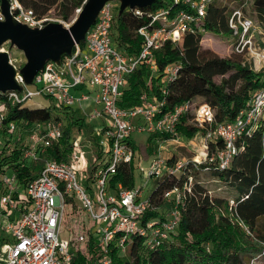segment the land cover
I'll return each mask as SVG.
<instances>
[{
	"label": "built area",
	"instance_id": "built-area-1",
	"mask_svg": "<svg viewBox=\"0 0 264 264\" xmlns=\"http://www.w3.org/2000/svg\"><path fill=\"white\" fill-rule=\"evenodd\" d=\"M7 1L13 19L29 28L41 29L49 23L68 26L61 20L47 18V14L37 17L32 9L22 6L18 0ZM85 1L74 10L73 20ZM241 2V8L232 12L229 21V27L236 36L232 52L252 59V67L259 70L264 68V41L262 46L256 45V25L244 12L248 11L252 0ZM117 3L109 1L103 5L81 41L82 45L81 42L75 44L69 55L61 57L59 64L52 61L44 64L30 84L35 87L33 91L25 90L28 85L19 74L16 75V81L22 90L7 91L10 104L44 97L56 107L73 109L75 103L92 98L95 104L101 106L100 110H94L93 113V117L106 121L99 129L101 140L96 145L99 157L97 155L93 170L79 168L73 155L77 149L75 140L71 142L72 151L65 156L64 161L41 160L37 151L61 138L64 131L62 121L35 123L19 129L20 121L4 123L7 106L0 103V155H10L14 149H21L19 162L34 160L42 163L39 173L25 185L12 170L10 174L6 173L8 167L0 172V264H71L69 239H61L60 234L67 232L65 209L74 204L85 212L93 229L92 234L102 247L104 254L97 264L110 263L107 245L117 233L120 234L117 243L121 251L125 250V239L134 232L145 235L152 244H159L176 228L179 215L176 205L182 198V191L174 187L164 192V198L174 203L166 213L165 220H148L143 224L144 213L154 209L149 194L144 196L141 186L134 189L120 183L115 186L109 184L110 175L120 165H132V133L147 132L157 141L160 138L161 144L183 146L181 141L186 139L177 133L178 126L188 125L202 130L200 157H193L190 162L177 159L173 165H168L161 157L160 150L152 155L147 170L150 178H156L165 170L180 172L189 163L194 170L202 162L225 169L236 153L237 141L264 124V87L252 93L246 107L231 122H217L213 109L195 100L177 105L165 114H161L164 100L147 98L144 94L139 105L120 107L127 78L133 71L145 65L150 75H155L158 71L156 53L165 44L176 45L187 34L203 32L201 25L209 2L171 0L170 8L154 12L134 9L136 16L148 19L147 24L136 30L142 44L140 52L134 56H129L117 47L114 28L115 16L118 15L116 10L119 9ZM175 6L181 8L173 11ZM0 21H4L1 9ZM257 31L264 37L260 30ZM10 50L8 43L0 49L9 52V62L18 70L22 66L13 63ZM177 70L178 67L173 64L166 65L162 73L165 77L175 76ZM75 91L79 92V96L75 97ZM135 119H139L136 124ZM4 129L8 135H19L17 145L13 144L14 137L8 141L3 136ZM90 182L96 183V187H92ZM172 192L175 193L174 198H170ZM83 239L84 234L75 235L76 242Z\"/></svg>",
	"mask_w": 264,
	"mask_h": 264
},
{
	"label": "trees",
	"instance_id": "trees-1",
	"mask_svg": "<svg viewBox=\"0 0 264 264\" xmlns=\"http://www.w3.org/2000/svg\"><path fill=\"white\" fill-rule=\"evenodd\" d=\"M18 1L22 6L32 9L39 18L54 9L58 11V17L67 21L85 0ZM207 1L209 3L202 21V30L215 36L232 39L235 44L236 36L229 27V21L232 12L241 8V0H232L236 4L232 8L217 5L216 0ZM171 6V0H157L148 7L128 8L121 15H116L114 28L117 47L129 56L138 55L140 52L142 39L136 35V30L147 24L148 19L136 16L134 9L154 12ZM180 8L175 6L173 11ZM244 12L247 14V11ZM250 16L264 35V0H252ZM250 16L248 15L249 18ZM200 40L201 32H197L183 36L179 44H165L163 49L156 53L158 67L156 74L150 75L145 65H140L133 71L127 78V87L123 91L119 106L126 108L139 105L141 95L144 94L147 98L156 97L164 100L161 114H165L171 112L177 105L200 98V103L207 104L213 109L217 122L233 121L238 112L246 107L252 93L264 87V68L256 70L251 64L246 65L238 58H219L209 51H202ZM172 64L178 67L176 75L165 77L162 73L164 67ZM216 77L220 78L219 83H215ZM0 103L7 106L4 123L20 121L19 129L35 123L61 120L59 115L46 112L50 111L48 108L43 110L46 112L45 115L35 117L32 110L27 107V102L10 104L7 92L0 93ZM59 110L65 115L68 123L64 126L60 139L51 146L41 147L37 151V156L41 160L64 161L65 156L71 152V129L77 127L81 131L84 127V117L78 110L70 108ZM201 131L188 125L177 127V132L188 138ZM2 132L8 141L14 137L13 144H18V134L8 135L5 129ZM153 138L154 136H149L148 146L140 148L144 159H148L155 151ZM130 144L135 150L132 140ZM21 153V149H14L10 155H3L0 159V172L4 167H8L25 185L39 173L42 163L34 160H30V164L19 162ZM190 159L185 160L190 162ZM176 160L172 154L165 162L173 165ZM95 165L93 164L90 170H93ZM201 171L210 172L215 179L230 186L234 191V198L212 196L203 182L197 179V174ZM117 183L132 188L131 164L120 165L110 175L109 184L115 186ZM174 187L182 191V198L176 205L179 215L174 231L159 244H152L145 235L134 232L125 239L124 251H121L117 243L120 234H115L107 245L109 264H250L252 260L264 258V124L237 141L236 153L225 169L202 162L194 170L189 163L180 172L170 173L169 170H165L154 178L148 193L154 209L144 213L143 224L148 220L154 222L165 220V216L160 215L157 209L163 207L165 203L164 192ZM229 216L243 223L255 242L248 238L242 228L220 220L222 217L228 220ZM67 231L69 249L72 253L71 264H97L104 253L92 234L93 229L87 227L84 230L82 228V231L79 229L78 231L76 229L77 232H73V229ZM78 233L84 234L83 242H76L75 235Z\"/></svg>",
	"mask_w": 264,
	"mask_h": 264
},
{
	"label": "rangeland",
	"instance_id": "rangeland-1",
	"mask_svg": "<svg viewBox=\"0 0 264 264\" xmlns=\"http://www.w3.org/2000/svg\"><path fill=\"white\" fill-rule=\"evenodd\" d=\"M234 1V0H233ZM116 4L117 2L114 1ZM217 5H223L227 6L229 8H232L236 4L232 2V0H216ZM118 4V3H117ZM118 12V9L116 10V13ZM247 16H250V8L246 12ZM59 16V13L57 10H51L47 13L46 17L51 19H58L63 21ZM73 16L70 15L67 21H63L65 25H70ZM251 18V16H250ZM253 23L256 25L253 18H251ZM257 30H260L256 25ZM256 29L254 30V39L257 46H262L264 37L258 33ZM232 39H227L226 37L222 36H215L209 32L203 31L201 33V40H200V47L202 51H209L213 53L214 55L218 56L219 58H238L240 61L245 63L246 65L252 64L253 60L246 57V56H236L232 52V45H233ZM11 58L13 59V63L17 66H23L25 63L24 56L21 52L16 50L15 48H12L10 50ZM215 83H219L220 78L216 77L214 78ZM35 89L34 85H28L25 87V90L33 91ZM75 97L79 96V92L75 91L74 93ZM201 99L198 98L196 100L197 102H200ZM27 107H29L35 117H39L40 115H45L46 112H49L53 115H59L61 118V121L64 126L67 125L68 121L65 118V115L57 108L54 104H52L48 99L44 97H33L30 101L26 103ZM48 108L50 111L43 112ZM74 110H79V113L84 117V127L81 129V131L78 130L77 127H73L70 132V142L75 140V144L77 149L74 151L73 155L76 159L77 163L79 164V168L81 170H88L94 163H96L97 155H98V149L96 145L101 140V135L99 132V129L106 123L104 119H98L93 117L94 110H100L101 106L95 104L93 102V99L90 98L86 101H82L80 103H75L73 106ZM139 121V119L134 120V124H136ZM178 133V132H177ZM179 136L182 138H185L186 141H181L183 143V146H178L177 144H161L159 141L160 138H156L155 146H154V152L149 156L148 159H144L141 156L140 148L141 147H147L148 141H149V134L147 132H133L131 135V139L133 141V144L135 146L134 150V159L132 161V170H133V184L132 188L137 189L141 186V189L143 190V195H147L149 193L152 183L154 181V177H149L148 175V162L152 159V155L156 154L160 150V155L163 159H166L167 157H170V155L174 154L176 159H186V158H193V157H200L201 151H202V144H201V138L202 135L200 133L196 134L192 138H188L185 135L178 133ZM73 146L71 145V151ZM6 154H1L0 156H3ZM30 164V161L27 163ZM6 173L10 174L11 171L7 170ZM81 178V176H80ZM197 179L202 181L203 185L206 186L207 189L210 190V194L212 196H219V197H227L229 199L234 198V191L233 189L224 184L221 181H218L215 179L210 172L207 171H201L199 174H197ZM92 187H96V183L90 182ZM169 184V183H166ZM175 193L172 192L170 195V198H174ZM163 207L161 206L157 211H159V214L162 216H166V213L169 211V209L172 207L170 203L166 199L164 200ZM65 227L68 230H74L73 232L82 231L84 229H87V227L91 228V223L89 222V219L85 215V212L81 209H79L75 204L74 207H70L68 205L65 209ZM229 219H225V217L220 218L222 222H228L233 223L236 226L242 228L249 239L255 242V239L249 235V232L246 228V226L241 223L238 219L233 218L232 216L228 217ZM76 231V232H77ZM0 232L1 228H0ZM61 239H68V231H63L60 234ZM84 240V239H83ZM83 242V241H81ZM82 244V243H81ZM250 264H264V258L259 257L258 259L252 260Z\"/></svg>",
	"mask_w": 264,
	"mask_h": 264
},
{
	"label": "water",
	"instance_id": "water-1",
	"mask_svg": "<svg viewBox=\"0 0 264 264\" xmlns=\"http://www.w3.org/2000/svg\"><path fill=\"white\" fill-rule=\"evenodd\" d=\"M109 1L119 3L118 15L127 8H144L157 0H86L78 16L69 26L49 23L43 28H29L16 22L9 13L7 0H0L4 21H0V49L9 44L24 56L25 63L15 69L9 62V52L0 51V93L21 91L16 81L19 74L25 84L30 85L34 76L48 61L59 64L63 55H69L75 44H79L95 22L103 5Z\"/></svg>",
	"mask_w": 264,
	"mask_h": 264
}]
</instances>
